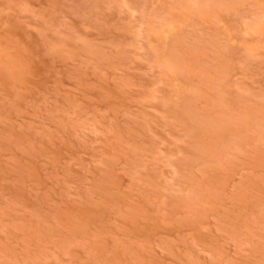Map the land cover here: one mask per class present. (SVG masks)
I'll list each match as a JSON object with an SVG mask.
<instances>
[{
	"label": "rangeland",
	"instance_id": "1",
	"mask_svg": "<svg viewBox=\"0 0 264 264\" xmlns=\"http://www.w3.org/2000/svg\"><path fill=\"white\" fill-rule=\"evenodd\" d=\"M0 264H264V0H0Z\"/></svg>",
	"mask_w": 264,
	"mask_h": 264
}]
</instances>
